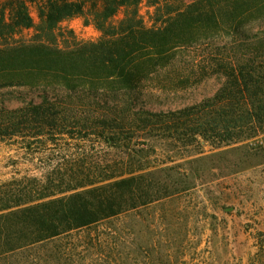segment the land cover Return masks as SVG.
<instances>
[{"label":"trees","instance_id":"obj_1","mask_svg":"<svg viewBox=\"0 0 264 264\" xmlns=\"http://www.w3.org/2000/svg\"><path fill=\"white\" fill-rule=\"evenodd\" d=\"M144 1L0 3V91H25L9 93L15 107L0 103V143L79 153L38 186L0 189V264H168L159 260L171 258L176 243L175 257L186 255L180 194L194 184L184 185L181 173L173 179L172 167H141L134 156L96 161L80 148L88 138L117 146L124 127L107 114L121 100L146 130L154 118L190 119L191 135L204 139L219 130L217 148L264 134V33L248 36L254 21H264V0H151L157 19L150 28L139 14ZM75 18L99 39L59 47L57 27ZM24 30L32 38L16 39ZM200 73L220 81L212 98L176 114L144 108L153 89L179 88ZM248 261L264 264V235Z\"/></svg>","mask_w":264,"mask_h":264},{"label":"rangeland","instance_id":"obj_2","mask_svg":"<svg viewBox=\"0 0 264 264\" xmlns=\"http://www.w3.org/2000/svg\"><path fill=\"white\" fill-rule=\"evenodd\" d=\"M150 1L145 0L139 7V14L148 28L155 27L153 21L157 19L155 7L150 6ZM29 9L38 23L35 6L30 5ZM122 18L121 12L115 21ZM251 25L249 37L257 33L263 35L264 21H254ZM33 35V30H24L16 39L28 41ZM56 35L59 47L76 42H96L100 37L95 27L85 25L82 18L62 22L57 27ZM202 50H192L191 54L186 55L196 53L200 56ZM187 60L184 59L186 63ZM199 78H202L201 73L194 77L198 82L192 79L164 93L153 89L150 91L151 98H147L144 104L139 103L138 107L143 104L144 108L156 114H176L182 109L199 105L212 98L220 86L217 77ZM17 92L25 91L1 90L0 103L9 108L19 105L9 96V93ZM129 103L128 100H121L116 110L107 114L110 118H120L119 124L124 127L115 148L96 146L92 138L80 144V148L86 151L88 159L92 157L96 161L134 156L141 167H172L174 171L170 175L173 179L180 178L178 173H181L184 185L194 184V188L180 194L181 205L187 207L188 213L189 236L184 244L188 252L184 257H175L177 243L176 246L171 244L173 256L159 261L168 264H249V257L255 252V238L258 234L264 235V134L243 143L217 148L219 130L208 133L206 139L192 136L193 123L187 118L181 122L149 119V130H146L130 112ZM98 111L100 114L103 110ZM16 143H0L2 191L17 193V190L38 186L51 179L49 173L60 162L77 163L79 157L76 151H63L61 148L28 153ZM195 159L200 160L194 162ZM159 210H154V213H159Z\"/></svg>","mask_w":264,"mask_h":264}]
</instances>
